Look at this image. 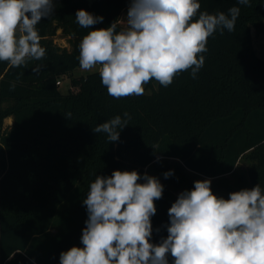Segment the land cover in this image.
<instances>
[{"label":"trees","instance_id":"trees-1","mask_svg":"<svg viewBox=\"0 0 264 264\" xmlns=\"http://www.w3.org/2000/svg\"><path fill=\"white\" fill-rule=\"evenodd\" d=\"M200 3L210 14L240 7L235 30L209 38L195 79L186 71L167 88L153 80L141 96L112 98L98 71L72 76L83 36L124 18L129 0H54L52 14L37 25L46 57L20 68L0 62V264H59L62 251L82 247L89 185L114 170L147 173L164 186L153 242L167 236L173 189H192L202 177L230 193L264 187V58L252 36L264 28V0ZM80 9L104 19L81 28ZM59 30L69 46L55 41ZM64 75H71L65 93L57 83ZM124 113L130 119L119 141L93 131ZM7 118L13 122L6 126ZM243 158L248 166L239 173Z\"/></svg>","mask_w":264,"mask_h":264},{"label":"clouds","instance_id":"clouds-1","mask_svg":"<svg viewBox=\"0 0 264 264\" xmlns=\"http://www.w3.org/2000/svg\"><path fill=\"white\" fill-rule=\"evenodd\" d=\"M249 3L237 0L239 5ZM53 11L54 0H0V62L20 68L44 59L37 25ZM240 11L233 6L227 13L210 14L201 11L200 0H129L124 18L83 36L79 66L85 72L96 69L114 99L141 96L153 80L167 88L186 71L195 79L209 38L218 30L233 32ZM103 19L84 9L75 13L76 23L85 29ZM40 67L32 71L38 73ZM128 119V113L116 115L93 131L105 134L109 142L119 141ZM172 174L165 172L164 177ZM163 191L157 177L136 170L96 176L83 200L88 217L83 246L62 251L59 264H264L260 184L225 199L213 193L210 179L194 181L168 209L167 236L153 242L155 201Z\"/></svg>","mask_w":264,"mask_h":264},{"label":"rangeland","instance_id":"rangeland-1","mask_svg":"<svg viewBox=\"0 0 264 264\" xmlns=\"http://www.w3.org/2000/svg\"><path fill=\"white\" fill-rule=\"evenodd\" d=\"M61 30L58 31V36L55 38V41L59 44H64L66 42V46H69V43H68V39L66 37H63L61 34ZM252 36H253V47L257 53L258 56L264 58V28L263 30L257 32L255 30V28L252 29ZM64 38V39H62ZM94 71H97L96 69H93L92 72ZM92 72H85L83 71L80 66L75 68L73 73H72V76H83V75H87L88 73H92ZM61 83L58 84L59 85V89L62 91V92H67L69 87L71 86V75H64L63 77H61ZM145 91L146 92H151V88L150 87H147L145 86ZM13 122L12 118H7L5 120V125L7 126L8 124H11ZM247 166H248V163L246 161V159H242L239 164H238V167H237V172H244L246 169H247ZM150 175V174H148ZM203 179H210L211 180V189L213 191V193H215L216 195H219V196H222L224 197L225 199L228 198L229 196V191L227 190V188L224 186V185H219L217 186L216 189L213 188V178H209V177H202L200 178L199 180H203ZM229 180L230 181H233L234 180V176H231L229 177ZM184 190H191L190 189H185L183 187L179 188V189H173L171 191V197L173 198V200L175 201L178 197V194L181 193L182 191ZM68 217H71L70 215ZM52 233H56L57 232V228H52L51 230ZM44 250H40V253L43 254Z\"/></svg>","mask_w":264,"mask_h":264},{"label":"crops","instance_id":"crops-1","mask_svg":"<svg viewBox=\"0 0 264 264\" xmlns=\"http://www.w3.org/2000/svg\"><path fill=\"white\" fill-rule=\"evenodd\" d=\"M62 39H64V38H62ZM68 41V40H67ZM60 44V43H59ZM60 45H62V46H66L67 44H66V42L64 43V44H60Z\"/></svg>","mask_w":264,"mask_h":264},{"label":"built area","instance_id":"built-area-1","mask_svg":"<svg viewBox=\"0 0 264 264\" xmlns=\"http://www.w3.org/2000/svg\"><path fill=\"white\" fill-rule=\"evenodd\" d=\"M57 83H58V84H60V83H61V81H60V80H58V81H57Z\"/></svg>","mask_w":264,"mask_h":264}]
</instances>
